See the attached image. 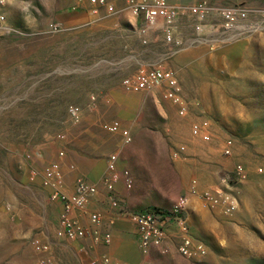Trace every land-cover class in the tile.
Wrapping results in <instances>:
<instances>
[{"label": "rangeland", "instance_id": "obj_1", "mask_svg": "<svg viewBox=\"0 0 264 264\" xmlns=\"http://www.w3.org/2000/svg\"><path fill=\"white\" fill-rule=\"evenodd\" d=\"M199 1L169 0L181 10L176 40L193 42L199 35L189 12ZM208 1L264 9V0ZM142 24L123 0H109L96 15L72 11L69 0H0V264H103L110 258L101 254L100 261L93 260L101 253L94 254L97 245L109 247L113 238L102 244L57 235L64 206L42 186L37 172L58 160L61 148L65 184L75 188L81 177L90 182L100 177L111 153L124 149L128 155L134 146L155 157L140 165L141 172L162 176L170 149L183 145L193 161L182 172L205 184L196 189L229 194L236 209L227 212L223 203L194 198L189 222L207 255L190 260L153 252L151 264H264V32L210 42L209 26L221 24L212 16L204 21L200 39L170 56L163 27L142 35ZM154 68L176 74L190 104L188 116H180L166 99L165 87L141 93L122 87L125 78ZM73 105L84 109L78 124L69 117ZM114 120L137 139L125 144L120 135L106 132L103 123ZM194 123L210 133V142L193 136ZM227 139L231 155L224 153ZM201 175L208 177L206 183ZM172 187L160 181L153 195L167 197ZM99 204L94 200L89 210L101 214L95 227L112 232L121 221L111 227L115 211L108 199L103 208ZM76 216L83 227H93L88 214ZM35 238L51 245V260L36 251ZM124 244L129 263H142L136 235L134 248Z\"/></svg>", "mask_w": 264, "mask_h": 264}, {"label": "built area", "instance_id": "obj_2", "mask_svg": "<svg viewBox=\"0 0 264 264\" xmlns=\"http://www.w3.org/2000/svg\"><path fill=\"white\" fill-rule=\"evenodd\" d=\"M128 9L142 17L143 24L139 32L146 35L151 29L159 25L163 27L164 38L170 45V56H176L186 50L191 43H195L203 31V23L212 16L220 18V27L215 24L209 26L210 34L208 41H216L223 38L227 41H234L250 37L257 33L264 32V9L255 8L247 4H238L230 7L215 5L207 0H201L189 8L190 15L197 22L196 30L199 33L193 41L181 42L176 40V23L179 20L181 10L172 5L169 0H123ZM70 8L75 12H85L88 15H96L102 9L109 7V0H69ZM54 31L61 30V25L52 24ZM122 87L126 92L141 93L156 87H165V97L178 109L182 117L188 116L190 104L184 97L182 85L171 69H150L141 72L135 77L125 78ZM69 117L73 124H78L84 117V109L79 105H73L69 111ZM103 129L110 134H118L125 144H131L133 137L130 130L124 127L120 121L114 120L103 123ZM192 134L203 142H210V133L204 131L199 123H194ZM64 137V136H63ZM232 142L227 139L224 146L226 155L232 154ZM186 151L181 146L173 157H178ZM66 151L61 148L58 153V160L46 165L39 174L41 184L51 191L53 199L60 201L64 206L62 215V226L57 235L59 238L69 240L91 239L97 243L108 244L112 239V232L102 233L95 226L101 221V214L91 211L90 206L100 193L98 184L81 177L77 179L74 191L69 193L64 190L63 184L65 174L63 170V159ZM262 171V170H260ZM238 173L243 175V167L238 166ZM123 180L128 189H132L134 179L128 168L119 169V155H110L107 170L104 173L101 185L108 192V201L116 209L114 217L110 221L111 227L118 220H128L134 226L136 240L139 250L143 256L142 263L151 264L150 255L153 252L161 256H168L176 253L190 260L202 259L208 253L207 246L197 240L192 233L189 222V207L192 198H199L209 205L225 204L227 212L236 209L235 199L229 195H221L216 188L200 192L193 189L190 194H184L171 208L148 207L142 210L128 208L117 192V183ZM86 213L93 227L86 228L80 224L76 214ZM36 251L49 259L51 245L39 238L33 240ZM51 260V259H50ZM52 261H40V264H51ZM103 264H114L110 258L105 257Z\"/></svg>", "mask_w": 264, "mask_h": 264}, {"label": "crops", "instance_id": "obj_3", "mask_svg": "<svg viewBox=\"0 0 264 264\" xmlns=\"http://www.w3.org/2000/svg\"><path fill=\"white\" fill-rule=\"evenodd\" d=\"M132 137L133 140L134 137L135 140L137 139L136 135H132ZM177 150L178 148H175L174 151L173 149H170V151L168 152L170 162L168 167L164 168L162 176L151 170L141 172L140 165H146L149 161H152L155 158L151 152H148L147 149H143L139 146H134L133 149L130 150L128 155V150L125 151L124 149L121 150V154L119 152H113L110 154L112 155L116 153L119 155L120 170L128 168L132 173L134 179V185L132 189H128L123 180H120L116 185L117 192L119 193L120 197L123 199L124 204L128 208L133 210H142L148 207L171 208L180 199L182 195L190 194V192L193 189L198 188L199 185L200 188L201 185H205L201 181L199 183L195 179L193 180L192 178H189L182 172L185 164H188V162H191L193 160L189 158V153L187 152L180 154L178 157H173V154ZM109 157L103 162V166L101 167L102 170L98 175L100 176L101 174V176L97 177L96 179H90L93 183L98 184L100 186V193L95 199L96 201L98 200L100 202V208L104 207L105 201L108 199V192L101 185V180L107 170ZM201 176L205 178L203 181L206 183L208 177L206 175ZM160 181H162L163 183L165 181H168L175 186L170 189L169 195L167 197H154L153 195L154 185L158 184ZM63 187L66 191L72 192V190H74V186L69 187L67 185V182L65 184V180ZM193 200L194 198H192V201ZM111 209L113 211H116V209L112 206ZM120 221V224L117 225L112 231L113 241L111 245L109 247L97 245L99 249H95L94 254L97 255L98 251H101V253L98 256H94L93 260L95 259L97 261H100V259L102 258L101 254H103L104 256L109 255L111 261L114 264H130L129 262L131 261H129V259L126 257V247L124 242H130L129 246H133L134 248L135 230L132 223H130L128 220ZM91 262L94 263L95 261H89V263Z\"/></svg>", "mask_w": 264, "mask_h": 264}]
</instances>
